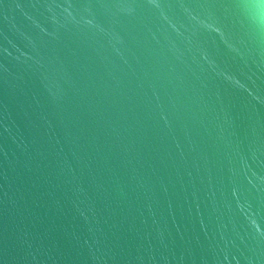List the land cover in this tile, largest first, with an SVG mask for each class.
Returning a JSON list of instances; mask_svg holds the SVG:
<instances>
[{
  "label": "water",
  "instance_id": "water-1",
  "mask_svg": "<svg viewBox=\"0 0 264 264\" xmlns=\"http://www.w3.org/2000/svg\"><path fill=\"white\" fill-rule=\"evenodd\" d=\"M0 264H264V0H0Z\"/></svg>",
  "mask_w": 264,
  "mask_h": 264
}]
</instances>
